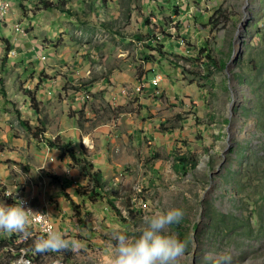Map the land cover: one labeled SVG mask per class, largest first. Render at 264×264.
Segmentation results:
<instances>
[{
    "label": "rangeland",
    "instance_id": "obj_1",
    "mask_svg": "<svg viewBox=\"0 0 264 264\" xmlns=\"http://www.w3.org/2000/svg\"><path fill=\"white\" fill-rule=\"evenodd\" d=\"M51 1L59 7L8 0L18 45L38 29L41 60L7 55L0 22V164L18 165L12 183L0 178V202H16L17 190L38 206L25 183L59 181L40 155L60 161L53 139L113 167L87 199L73 189L89 181L67 156L71 185L60 201L49 193L64 213L40 206L80 250L31 251L46 234L31 225L35 237L0 248V264H108L115 230L135 234L146 215L172 207L184 213L168 228L187 243L178 264H215L207 254L225 251L231 264H264V0ZM73 125L88 133L83 142L58 131ZM111 137L121 146L112 152ZM174 155L194 164L183 172Z\"/></svg>",
    "mask_w": 264,
    "mask_h": 264
},
{
    "label": "clouds",
    "instance_id": "obj_2",
    "mask_svg": "<svg viewBox=\"0 0 264 264\" xmlns=\"http://www.w3.org/2000/svg\"><path fill=\"white\" fill-rule=\"evenodd\" d=\"M18 200L19 203L11 204L0 202V230L26 233L37 213L43 221L42 212L34 211L26 207L23 200ZM183 215V211L175 207L157 209L143 218L135 234L128 235L115 230L108 264H178L179 259L186 254L187 243L169 232L168 228L182 220ZM82 247L78 241L66 238L55 226H49L46 234L35 244L37 252L78 251ZM207 258L215 260V264H231V257L226 251L209 253Z\"/></svg>",
    "mask_w": 264,
    "mask_h": 264
},
{
    "label": "crops",
    "instance_id": "obj_3",
    "mask_svg": "<svg viewBox=\"0 0 264 264\" xmlns=\"http://www.w3.org/2000/svg\"><path fill=\"white\" fill-rule=\"evenodd\" d=\"M17 2H18V0H17ZM11 8L9 7V10L5 16V21L7 22V25L2 26V31H3L2 36H4L5 37L4 39H6V41L9 42V44H10V47L6 50L7 55L15 56L16 60L18 62H20L21 60H23V62H24L26 60L25 57H27L29 55H32V57L36 58V59H38V55H40V54L46 55L47 52L40 47V45L37 41H34V36L36 35L38 29L34 28L33 30L30 31V34L28 33V36L27 35L23 36L24 37V38H22L23 43L21 42V44L18 45V43L20 42L19 41L20 39H18V35H20L19 31L23 32V28L22 29L20 28L21 30H14V25L17 23L16 22L14 23L11 20V15L9 14V13H11ZM51 8H53V7H50V9ZM45 9H49V8H45ZM17 10H18L17 5H13V11H15L18 14ZM43 11H45V10H43ZM43 13L44 12H42L40 14L41 17L44 16ZM28 20L33 21V22L35 21L33 17L28 18ZM48 22H46V23H48ZM29 35L31 38H33L32 39L33 41L31 43H28L29 41H31L29 39L30 38ZM1 45L2 44H0V53L2 50ZM29 51H32V52L28 53ZM25 65L26 64L23 63V66L20 68L21 71ZM151 68H152V66H151ZM148 85L150 87H153V89L158 87L155 84H148ZM43 87L46 91L47 90L50 91V93L54 90L53 85H50V86L44 85ZM114 98H115V102H118V101L122 102L123 101L121 99V96L118 97V95H117ZM49 102H51V101H49ZM50 114H67V113H61L58 111V113L51 112ZM58 131H63L66 135L71 137V139H72V137H74L77 143H79V140H81L83 142L84 137L87 136V134H88L87 132L80 130V128H78L76 125H73L70 127H63V128H60V130H58ZM80 135H81V139L79 138ZM110 140L111 141H110L109 148H108L109 151L112 152V151H114V149H116V148L119 149L121 147L120 144L116 141V139L114 137H111ZM72 142H73V140H72ZM80 146H82V145L79 144L78 149L80 148ZM20 147L24 148V147H26V144L23 143ZM57 151L59 152V150H57ZM86 152H87V150H86ZM46 153L48 154V160L45 161L47 166H44L45 169H43V172L47 169H50L47 167H51V169L53 168L54 169L53 171H54L55 175L57 176V178L59 179V181L57 182L55 180L56 181V183H55V181H51L50 178L46 177L44 174V177H43L44 179L39 181L38 182L39 184L37 186L33 182L34 179L31 177H28L26 180V183H25V189H26V192H28L32 196L31 200L35 203L37 201V204H38L37 207L41 206V207L45 208L48 211V213L50 214V216L52 215L53 212L58 213V215H61V213H64V212L63 211L59 212L58 207L55 206V204H53L52 201L50 200L49 193H52L54 195V198H57L60 201V196H61L60 191L66 190L65 187L67 188V186L71 185L70 180L68 178L69 174H67V171L69 169L66 168V163H67L66 158H68V157H67V155H63L62 157H60L61 158L60 161H57V164H55L52 161V157H53L52 151H49V150L47 151V150L42 149V151L40 152L41 159L43 157V154H46ZM103 154L106 155L105 152H103ZM95 160H97V163L98 162L99 163L100 162L105 163V164H95V165L93 164L94 165L93 167L99 168L101 170L102 176H103V171H106L107 168L111 169L113 167V164L111 162L105 161V159L102 158L101 153H100V156H97V158ZM15 163H17V161H15V162L6 161V162H3L0 164V178L7 185L9 183H12L13 177H15V175H17L14 173L15 170L13 169V167L17 168V166H18ZM24 175H25V177L28 176L27 173H25ZM73 191H74V193H76L74 189H73Z\"/></svg>",
    "mask_w": 264,
    "mask_h": 264
},
{
    "label": "trees",
    "instance_id": "obj_4",
    "mask_svg": "<svg viewBox=\"0 0 264 264\" xmlns=\"http://www.w3.org/2000/svg\"><path fill=\"white\" fill-rule=\"evenodd\" d=\"M40 1L41 5L44 8H50V7H59V2L57 3L56 1H51V0H38ZM147 41V40H146ZM146 45H149L148 42H146ZM206 57L211 61V57L206 54ZM31 100H33L32 97H30ZM40 131H43V129H39ZM71 141L70 140H64L61 141L59 139H53L50 141V145H55L57 149L59 150V157H62L63 155H67L69 159L76 165L80 167V170L82 171V174L85 176V178L89 181L87 184H78L74 187L75 192L80 196V197H85L87 199H90V197L93 194H96V188L101 189L103 186V176L102 172L99 168L93 167L92 163H90L86 159V150L82 146H80L79 151L80 155L75 154V149H73L70 146ZM175 162L178 165L179 170H182L183 172L186 171L189 167H191L194 164V160L191 158H188L184 155H179V156H172ZM51 173V172H50ZM48 175L51 177L55 176L54 174ZM8 199V198H6ZM7 201V200H6ZM31 228V227H30ZM30 229L27 230L26 233H15L13 234L10 238H3L0 239V248H6V249H11V246H15V239L18 237L20 240L23 241H28L30 242L32 240V237L34 238L35 234L31 232V236L28 235ZM40 239V237L37 238V241ZM20 243H17L16 247H19ZM32 248H29L31 250ZM31 251H36V249H32ZM37 252V251H36ZM38 254L41 252H37ZM27 257V255H26Z\"/></svg>",
    "mask_w": 264,
    "mask_h": 264
},
{
    "label": "built area",
    "instance_id": "obj_5",
    "mask_svg": "<svg viewBox=\"0 0 264 264\" xmlns=\"http://www.w3.org/2000/svg\"><path fill=\"white\" fill-rule=\"evenodd\" d=\"M8 8H9L8 0H0V22L5 21V16L7 14ZM14 30H21V29L16 28V25H14ZM43 58H44V54L38 55V59H43ZM159 78H160V75H155L153 77L152 81H156ZM47 92H49V91L47 90ZM85 95H87V94H85ZM14 199H15L16 203H19L18 199H21L25 202L26 207H29L34 211H38V212L43 213V216H44L43 221L40 220V214L37 213L36 218L31 225H35L40 232L46 233L49 226H52L51 220H50L49 216L47 215V213L40 207H35V206L33 207L30 204L28 198L25 195L19 193V191H17V190H15V192H14ZM25 261L28 262L29 260L26 258Z\"/></svg>",
    "mask_w": 264,
    "mask_h": 264
},
{
    "label": "water",
    "instance_id": "obj_6",
    "mask_svg": "<svg viewBox=\"0 0 264 264\" xmlns=\"http://www.w3.org/2000/svg\"><path fill=\"white\" fill-rule=\"evenodd\" d=\"M237 51H240V47L239 48H237ZM227 135H229V132L227 131Z\"/></svg>",
    "mask_w": 264,
    "mask_h": 264
}]
</instances>
